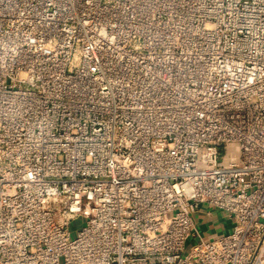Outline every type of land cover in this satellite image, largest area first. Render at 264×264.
<instances>
[{"label": "built area", "instance_id": "built-area-1", "mask_svg": "<svg viewBox=\"0 0 264 264\" xmlns=\"http://www.w3.org/2000/svg\"><path fill=\"white\" fill-rule=\"evenodd\" d=\"M0 264H264V0H0Z\"/></svg>", "mask_w": 264, "mask_h": 264}, {"label": "rangeland", "instance_id": "rangeland-1", "mask_svg": "<svg viewBox=\"0 0 264 264\" xmlns=\"http://www.w3.org/2000/svg\"><path fill=\"white\" fill-rule=\"evenodd\" d=\"M203 211H204V214H201L198 219V227H199V230L200 232L202 233V236L204 238H208L209 236H211V233L213 231H218V232H222L223 230L224 231H231L232 230V223L231 221H223V220H219V213L217 212H213L212 215L208 216L206 213L208 212V209L207 207H203ZM220 221V222H218ZM82 225H83V221L82 220H79V221H76L73 225H72V235L73 237L76 236L77 232L79 230L82 229ZM215 228V229H213Z\"/></svg>", "mask_w": 264, "mask_h": 264}]
</instances>
